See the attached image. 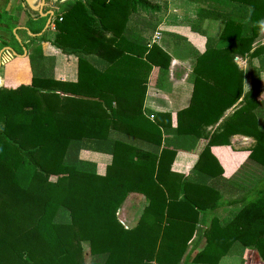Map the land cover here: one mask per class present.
I'll use <instances>...</instances> for the list:
<instances>
[{"label":"trees","instance_id":"trees-1","mask_svg":"<svg viewBox=\"0 0 264 264\" xmlns=\"http://www.w3.org/2000/svg\"><path fill=\"white\" fill-rule=\"evenodd\" d=\"M211 1L232 12L200 10L201 19L222 20L224 31L197 58L195 92L190 107L178 113L175 131L177 141L200 131H186L184 116L198 107L202 85L223 99V105L207 108L214 112L219 107L215 119L204 122L209 126L239 101L245 81L253 84L235 117L242 116V133L252 138L249 158L258 178L240 200L235 217L224 223L213 219L203 234L206 245L199 248V233L191 246L205 209L185 192L179 201L167 196L162 176L178 152L170 145L172 116L147 118L146 87L139 99L136 85L147 84L156 67L162 88L171 56L159 45L149 49L141 39L124 35L140 8L155 12L161 7L150 0H74L64 6L51 43L78 59V80L55 79V60L46 58L38 45L29 57L31 85L0 90V264H87L85 245L93 258L89 264H219L235 245L264 263V101L257 100L264 73V0ZM15 26L8 24L7 29ZM42 29L40 25L31 33ZM90 55L107 67L91 65ZM236 57L248 58L252 69L240 70ZM218 84L225 85L221 91ZM233 86H238L235 94ZM225 137H211L200 159L211 156L217 143L229 145ZM89 151L112 157L106 173L80 157ZM218 168L216 176L222 173ZM187 183L178 185L185 190ZM132 193L145 196L148 203L136 227L129 229L118 211Z\"/></svg>","mask_w":264,"mask_h":264},{"label":"crops","instance_id":"crops-1","mask_svg":"<svg viewBox=\"0 0 264 264\" xmlns=\"http://www.w3.org/2000/svg\"><path fill=\"white\" fill-rule=\"evenodd\" d=\"M152 1L154 4H158L161 10L152 12L140 8L137 13L131 16L124 35H127L128 38L136 37L141 39L149 49L155 44L159 45L171 56L169 73L162 84V88L157 86L159 72L156 67H153L149 74L148 83L136 85L137 96L140 99L145 86L143 112L150 117L156 113L171 114L172 116L173 127L172 131H170L169 139L170 145L177 148L178 152L170 166V171H164L162 178L168 189L167 196L169 194L172 199L177 198L179 201L183 198L185 192L188 198L206 210V212L204 210L200 214L202 222L197 225L194 238L191 242V246L194 245V242L198 239V234L202 233L199 248H203L206 245V238L203 234L209 232L212 220L216 218L224 223L233 219L237 210L242 206L240 200L245 194L250 192L251 187L256 183L258 178L256 176L258 170L249 158V147L252 138L242 133L240 122L242 116L235 117L237 110L245 104L243 101L244 94L251 91L253 84H250V81H245L243 96L233 107L227 109L223 115L218 117L216 123L209 126H205V123L215 119L219 113V107L214 112L209 110L215 104L223 105V99L220 102L218 94H210L208 86L206 84H204L206 86L202 85L203 88L198 91V97L196 98V106L198 107L195 108V111L184 116L186 131H191L192 128L199 129L200 131L196 134L182 135L184 137H179L181 139L177 141L175 131L177 124H175V121L177 122L178 113L186 110L191 105L195 92L194 83L197 78L194 70L197 58L207 51L209 45H215L224 31L222 20L201 19L199 17L200 10L203 8L212 9L217 13L229 14L232 12V8L211 0ZM27 2L30 8L27 9V12L30 10L29 13L34 15L33 12L38 9L37 2L34 0H27ZM70 2H73V0ZM15 6L8 5L7 9L14 12L16 10ZM64 13L60 9V17L63 18ZM21 17L18 27H24L27 23L24 13L21 14ZM38 28L39 24L34 26L35 30ZM17 33L20 39L36 43L37 46L42 45L45 57L55 60L53 68L55 79L72 82L78 80V59L74 56L69 57L64 55L53 45L51 46V42L44 43V40H54L57 33L56 24H53L43 37L33 38L28 32L24 31H18ZM111 36L112 34H108V37ZM156 36H158L157 39L155 38ZM46 44H49L55 50L48 52L47 48H45ZM33 49L34 47L30 48L31 54ZM31 54L26 58L10 60L11 62L5 67V72L1 76L3 80L5 79V83L7 81L13 83L9 85V88L16 89L21 85H31L33 78L29 59ZM89 60L91 65L99 69L107 67L104 61L95 55H90ZM256 62L254 61L255 65H257ZM235 63L244 72L252 69V64L248 58L236 57ZM7 67L9 68L8 73L6 72ZM10 75L12 77H9ZM141 76L144 80V73ZM2 79L0 80V85H2ZM20 79L25 80L26 83L22 84L23 81H19ZM262 79V94L258 97V101H264V75ZM212 86L214 84H211ZM224 86L223 84H218L217 90L221 91L220 89H223ZM238 86H233L234 94L237 92ZM255 118L256 115L254 113L253 120ZM249 120L252 121L251 110ZM198 133L204 134V137H198ZM219 135L226 136L224 139L229 140L230 144L220 145L222 143H217L211 146V156L201 160L200 154L211 141V137H218ZM224 139L221 141H224ZM218 140L220 139L218 138ZM164 144L165 142L162 144L159 154L162 152ZM82 153L90 154L91 160L89 161L97 163L100 174L106 173V169L112 163L110 155L92 151ZM213 157L217 160L218 164ZM167 162L168 160L166 159L165 163ZM218 165L221 167L222 173L216 176L218 171L220 173ZM207 172L213 173L215 177H208ZM184 180H188L185 190L178 185L182 181L184 183ZM237 201L240 203H236ZM147 203L146 197L141 194L132 193L128 196L122 204L123 206H121V208L123 207L125 217V224L123 223V225L126 228L133 229L136 227ZM125 208H127L128 215H125L127 214ZM120 209L118 212H120ZM135 220H137V223L133 225ZM236 246L233 247L234 250ZM223 259L225 257L221 259L220 263ZM227 264L231 263L228 262Z\"/></svg>","mask_w":264,"mask_h":264},{"label":"flooded vegetation","instance_id":"flooded-vegetation-1","mask_svg":"<svg viewBox=\"0 0 264 264\" xmlns=\"http://www.w3.org/2000/svg\"><path fill=\"white\" fill-rule=\"evenodd\" d=\"M15 1H18L17 4ZM70 1L71 0H67V1H65V0H38L37 1L38 9L35 10L33 12L34 15H32L29 13L30 10L27 12V9H30V8H29L28 2L26 0H0V6L3 4L4 5L8 4L10 6L16 5L15 6L16 7L15 12H11L9 9L7 10L8 6L5 7L4 10H1V8H0V78L1 79H2L1 74L3 72H5V67L7 66V64L9 62H11L10 60L17 58L8 49L13 48L16 53H18L20 56H23L24 55V49L26 48L28 53H27V56L23 57V58H26V57H28V55L31 54L30 48H32L34 46V44L32 42L20 39L18 36V33L16 35L14 34V30L16 28H18V22L22 18L21 14L24 13V16L27 18V21H26L27 23L24 27H19V28H22L19 31L28 32L25 30V28H28L30 31H36L37 29L35 30L34 26L38 25V24H39V26L43 25V29H44L45 26L48 24L50 18H51V23L49 24L48 29L46 31V32H48L50 30V28L52 27V25L56 24L57 20L59 19L60 9L62 7H64L66 4L70 3ZM41 8H42V12L40 11ZM39 19H41V20H39ZM12 23L15 24L16 26L11 30L7 29V25L8 24L12 25ZM43 29H42V31H43ZM9 31H12V33L10 32L11 33V39H7V37L5 36V34L8 33ZM45 33H44V35H45ZM18 38L20 39V41H18ZM6 53L11 54V59L5 62L4 61V55ZM2 84H6V83H3V81H2ZM4 89H11V88L5 87L4 85H0V90H4Z\"/></svg>","mask_w":264,"mask_h":264},{"label":"rangeland","instance_id":"rangeland-1","mask_svg":"<svg viewBox=\"0 0 264 264\" xmlns=\"http://www.w3.org/2000/svg\"><path fill=\"white\" fill-rule=\"evenodd\" d=\"M34 1L37 2L38 0H34ZM150 1H152V0H150ZM15 2L17 4L18 1H15ZM7 6H8V4H6V5L3 4V5L0 6V8H1V10H4L5 7H7ZM14 12H15V10H14ZM61 12H64V7L61 8ZM10 32L12 33V31H9L8 33L5 34V36L7 37V39H11V33ZM261 36H262V38L260 37L261 38V41L264 42V31L262 32V35ZM155 38L157 39L158 36H156ZM50 42H52V41H44V43H50ZM33 44H34V46H37L36 43H33ZM40 46L42 47V45H40ZM51 46H52V43H51ZM51 46L49 44H46L45 48H47V51L48 52H52L53 50H55V49L51 48ZM10 59H11V54L10 53H6L4 55V61L6 62V61H8ZM256 64H258V62H256ZM8 69L9 68L7 67V69H6V72L7 73L9 71ZM6 75H8V74H6ZM263 75L264 74H262V76ZM9 77H12V75H10ZM0 80H1V78H0ZM19 81H23V83L21 82L22 84H25L26 83V81L25 80H22V79H20ZM3 83H5V79L3 80ZM6 83L7 84H2V85H4L5 87H10L9 85H12L13 84V83L8 82V81ZM145 115L147 116V118L149 117L150 120H153V118H154L153 116L150 117L147 114H145ZM2 128L3 127L0 124V129H2ZM144 148L145 149H148L149 147H144ZM80 157L82 159H84V160H91V156H90L89 153H81L80 154ZM124 207H125V205H124ZM125 211L127 212V208H125ZM125 215H128V212ZM118 218H119V220H120V222L122 224L123 223L125 224V220H124L125 217H124L123 207L120 209V212H118ZM136 223H137V220L134 221L133 225H136ZM84 249H85V262L87 264H89V263H91V261H92L93 258L90 256L89 251H88V247L86 245L84 246ZM235 249L236 250L233 251V254H229V255L225 256V259H223V261L220 264H227L228 262H230L231 264H264L263 262L260 263L261 261H260L258 255L256 253H254L252 251H248V250L247 251L246 250H241L242 248H240L238 245L236 246Z\"/></svg>","mask_w":264,"mask_h":264},{"label":"water","instance_id":"water-1","mask_svg":"<svg viewBox=\"0 0 264 264\" xmlns=\"http://www.w3.org/2000/svg\"><path fill=\"white\" fill-rule=\"evenodd\" d=\"M26 1H27V0H26ZM40 11L42 12V8H41ZM52 13H53V12H52ZM52 15H53V14H52ZM50 23H51V18H50L48 24H47V25L45 26V28L43 29V31H42L41 33L37 34V35H35V34H31V32H30V30H29L28 28H25V30L28 31L29 34H30V36L33 37V38L42 37V36L44 35V33L47 31L48 26H49ZM21 29H22V28H19V27L16 28V29L14 30V34L16 35V34H17V31H19V30H21ZM18 41H20L19 38H18ZM8 50L11 51L12 54H13L15 57H17V58H23V57L27 56V53H28L27 50H26V48L24 49V55H23V56H20L18 53H16L15 50H14L13 48H9Z\"/></svg>","mask_w":264,"mask_h":264},{"label":"built area","instance_id":"built-area-1","mask_svg":"<svg viewBox=\"0 0 264 264\" xmlns=\"http://www.w3.org/2000/svg\"><path fill=\"white\" fill-rule=\"evenodd\" d=\"M58 21L61 22L62 21V17H59Z\"/></svg>","mask_w":264,"mask_h":264}]
</instances>
